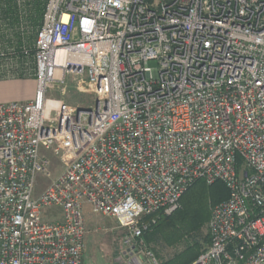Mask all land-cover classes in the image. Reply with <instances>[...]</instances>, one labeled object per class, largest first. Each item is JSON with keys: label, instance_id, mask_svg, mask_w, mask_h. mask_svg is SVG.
Wrapping results in <instances>:
<instances>
[{"label": "built area", "instance_id": "1", "mask_svg": "<svg viewBox=\"0 0 264 264\" xmlns=\"http://www.w3.org/2000/svg\"><path fill=\"white\" fill-rule=\"evenodd\" d=\"M69 75L91 100L51 116ZM17 78L37 89L0 102V264H85L86 205L126 232L121 264H162L145 234L198 181L229 197L191 264L264 263V0H0Z\"/></svg>", "mask_w": 264, "mask_h": 264}, {"label": "rangeland", "instance_id": "2", "mask_svg": "<svg viewBox=\"0 0 264 264\" xmlns=\"http://www.w3.org/2000/svg\"><path fill=\"white\" fill-rule=\"evenodd\" d=\"M150 65L157 67L156 62H151ZM83 81L81 78H74L69 75L65 83H54L47 97L48 112L51 116L55 114V109L61 102L77 105L86 104L91 100V95L80 88V85L84 84ZM34 83L35 79H24L19 82L6 83L7 88L10 90L8 96H13L15 99H19L18 101L26 98H30L31 100L34 93ZM46 154L50 160V174L49 176L41 175L39 177V190L44 189L50 183V180L54 179L62 170L59 159L51 152ZM243 167L244 163L240 161L238 165L239 171ZM204 186L194 189L197 193L201 194L196 210L199 214L203 215L206 209L209 208L211 216L212 207L217 203L210 201L212 187ZM46 215L50 219L61 218L60 212L54 209L48 210ZM166 215L163 213L159 214L156 217V225L161 222L160 218H165ZM85 217L88 229L85 240V264H121L120 256L124 249L122 237L125 236L126 232L119 227L115 218L94 213L89 205L85 206ZM209 220L210 218L198 230H188L185 228L184 225H186L187 220H183L182 217H179L177 221H165L156 230V233L153 232L154 228L151 231H147L146 235L148 237L145 235V239L148 246L156 253L162 263L174 262L177 255H182L181 258H183L185 255L182 253L187 250L193 256L200 255L209 245ZM151 232L155 233L153 239L150 237Z\"/></svg>", "mask_w": 264, "mask_h": 264}, {"label": "trees", "instance_id": "3", "mask_svg": "<svg viewBox=\"0 0 264 264\" xmlns=\"http://www.w3.org/2000/svg\"><path fill=\"white\" fill-rule=\"evenodd\" d=\"M204 185L212 187V190L210 192V196H211L210 201L213 203L222 202L229 197V190L223 182L217 181L212 185H208L205 181H198L194 183L182 196L181 201H180L181 203L180 208L174 211L172 214L166 215L165 218H162V219L160 218L161 222L158 223L155 227H153L154 228L153 232L156 233V230L160 228L163 222L170 221V220L177 221L179 217H182L183 220H187L186 225H184V227L187 228L188 230H198L202 228V226L205 224L207 219L210 218V212H209V208H207L205 213L201 215L196 210L197 204L200 201L199 196H201V194L197 193L196 190L194 189L196 187H199V188L205 187ZM153 232L150 233L151 239L154 238L155 233ZM146 237L148 236L146 235ZM182 254L185 255L183 258H181L182 255H177L176 259H174L175 260L174 262H171V263L165 262L162 264H188V263L191 264L193 261H195L199 257V254L196 256L191 255L189 250L185 251Z\"/></svg>", "mask_w": 264, "mask_h": 264}, {"label": "crops", "instance_id": "4", "mask_svg": "<svg viewBox=\"0 0 264 264\" xmlns=\"http://www.w3.org/2000/svg\"><path fill=\"white\" fill-rule=\"evenodd\" d=\"M24 79H34V78H17V79H10V80H0V102L18 101L19 99H15V97L13 96H8L9 95L8 93H10V90L7 88L8 86L6 85V83L19 82L20 80H24ZM34 84H35L34 93H33L31 100L34 99L36 95V89H37L36 80ZM23 100H30V98H26ZM23 100H20V101H23Z\"/></svg>", "mask_w": 264, "mask_h": 264}, {"label": "water", "instance_id": "5", "mask_svg": "<svg viewBox=\"0 0 264 264\" xmlns=\"http://www.w3.org/2000/svg\"><path fill=\"white\" fill-rule=\"evenodd\" d=\"M82 108H84V107H82L81 104H79V109H82ZM263 264H264V263H263Z\"/></svg>", "mask_w": 264, "mask_h": 264}, {"label": "bare ground", "instance_id": "6", "mask_svg": "<svg viewBox=\"0 0 264 264\" xmlns=\"http://www.w3.org/2000/svg\"><path fill=\"white\" fill-rule=\"evenodd\" d=\"M57 76H60V71H58Z\"/></svg>", "mask_w": 264, "mask_h": 264}]
</instances>
